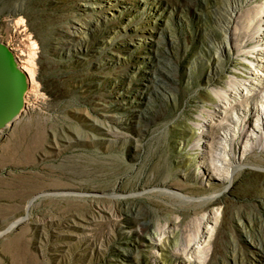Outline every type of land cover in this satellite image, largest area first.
<instances>
[{
	"label": "rangeland",
	"instance_id": "1",
	"mask_svg": "<svg viewBox=\"0 0 264 264\" xmlns=\"http://www.w3.org/2000/svg\"><path fill=\"white\" fill-rule=\"evenodd\" d=\"M263 30L264 0H0L38 83L0 129V264H264V99L211 104Z\"/></svg>",
	"mask_w": 264,
	"mask_h": 264
},
{
	"label": "bare ground",
	"instance_id": "2",
	"mask_svg": "<svg viewBox=\"0 0 264 264\" xmlns=\"http://www.w3.org/2000/svg\"><path fill=\"white\" fill-rule=\"evenodd\" d=\"M231 23H232V19H229L227 22V27L225 29H223L225 34L223 35L222 43L220 44L219 48L217 49V53H216L217 54V59H216L217 63L220 66H222V68H224L223 66H225L224 65V61H225L224 59L226 57L230 56V53H231V51H230L231 49L229 48L230 40H232V32H230V24ZM0 41H1V43L6 45V43L3 41V39H0ZM244 48L245 47L243 46L239 52H243V54H245V55H250L252 53L250 51L249 52L246 51V49H244ZM258 48L259 47L256 46L255 50L261 51L260 57L253 58V61H250V62H245L242 59H238L237 62L235 63V69L228 71V73L230 75L220 76L221 72L219 71V68H216V75L215 76L217 78L215 79L214 82L218 86V87L216 86L217 88H220L219 86H221L224 89V85L230 80H235V82L237 84V88L235 89L236 92L234 91L232 93L231 91H228L227 94H224L225 101H221L220 96H219V92H215V95L212 97V103L211 104L214 106V109L216 111H218L217 108H220V109L222 108L224 110V112H225V110H228V109H234L236 105H239L237 103H240L241 100H247V99L253 100V99H257L256 97H258V96H260V97H262V99H264L263 98L264 97V87H263L264 86V57H263L264 56V49H258ZM10 50L14 53L15 57H17V53L14 51V49H10ZM25 53L26 52L22 53L21 55L19 54L20 55V63H21V64H19L20 68H22L27 73V75L29 77L30 87H33V88L36 87L37 88L38 83L36 81V72L30 66L33 64V62L31 64L30 63L31 61H26L22 58V56H25ZM261 71H263V72H261ZM35 91H36V89H35ZM32 93H30V94H32ZM26 94H25V96H27ZM33 95H34V93H33ZM41 96H43V95H41ZM36 97H37V95H36ZM37 101H39V99ZM36 103H38V102H36ZM262 107H264V104ZM22 111L23 110H21V112ZM20 114L21 113L19 112L16 116H14V119H16ZM10 123H12V121H10L8 124H10ZM209 128H210V126L205 121H201V123L197 124L198 130L196 133L200 134L201 138L202 137L203 138L209 137V135H208ZM254 130L256 133H250V135H246L247 139H248V136L255 137L258 133H261V135L264 134L261 131L262 129L259 127H255ZM263 131H264V128H263ZM256 138L261 139L262 136H259ZM197 144H196V147L198 148V146H200V145H197ZM199 148H201V147H199ZM17 225H18V223L14 224L13 227H16Z\"/></svg>",
	"mask_w": 264,
	"mask_h": 264
},
{
	"label": "water",
	"instance_id": "3",
	"mask_svg": "<svg viewBox=\"0 0 264 264\" xmlns=\"http://www.w3.org/2000/svg\"><path fill=\"white\" fill-rule=\"evenodd\" d=\"M28 75L14 53L0 41V129L14 120L25 105Z\"/></svg>",
	"mask_w": 264,
	"mask_h": 264
},
{
	"label": "built area",
	"instance_id": "4",
	"mask_svg": "<svg viewBox=\"0 0 264 264\" xmlns=\"http://www.w3.org/2000/svg\"><path fill=\"white\" fill-rule=\"evenodd\" d=\"M0 39H4L3 36L0 35ZM6 46H7L9 49H16V50H17L16 46L13 45V44H11V42H7V41H6ZM19 54H20V53H19V51L17 50V57H15V58L17 59L18 63L21 64V63H20V55H19Z\"/></svg>",
	"mask_w": 264,
	"mask_h": 264
}]
</instances>
